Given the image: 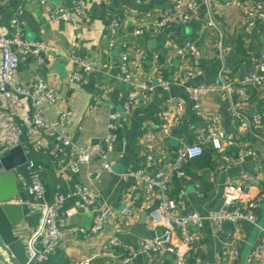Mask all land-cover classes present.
Returning a JSON list of instances; mask_svg holds the SVG:
<instances>
[{"label":"crops","instance_id":"crops-1","mask_svg":"<svg viewBox=\"0 0 264 264\" xmlns=\"http://www.w3.org/2000/svg\"><path fill=\"white\" fill-rule=\"evenodd\" d=\"M47 1L53 7H66L70 19L52 21L40 0H0L1 25L9 27L17 8L22 6L18 19L23 38L52 43L59 50V54L50 53L45 64H40L32 54L25 55L19 62L16 80L27 86L39 78L48 81L59 93L61 106L72 113L63 130L78 144L102 145L112 169L107 170L99 156L78 172L60 167L57 161L68 162L71 148L63 147L55 132L22 128V147L28 160L43 164L42 176L48 197L66 196L60 212L65 218V227L91 228L103 203L115 213L99 233L67 236L59 249L70 264L86 261L90 264H173L170 253L157 254L152 260L139 253L141 239L160 232L159 226L150 223L159 196L128 173L138 169L154 173L156 167L146 159V155L152 153L167 171L170 194L182 200L180 211H196L202 216L224 206V187L236 175L250 176L247 184L251 194L264 189V88L248 89L246 100L237 91V81L259 71L260 57L264 54V17L256 18L253 27L246 30L240 6L244 0L230 6L227 5L230 0H193L197 2L199 13L195 19L189 23L171 19L160 25V19L172 13L173 0ZM78 1L84 3L81 12L74 7ZM247 1L250 5L260 4L264 12V0ZM115 15L120 25L117 34L112 35L108 23ZM139 28L142 34L135 33ZM9 34L12 36L13 30ZM186 40L195 42L201 50L197 63L193 58H181L177 54V47ZM123 50L130 56L132 84L120 76ZM72 57L80 58L89 68L85 65L75 68ZM77 69L80 77L71 80L72 72ZM189 71L192 75L185 78ZM178 78L179 81H173ZM162 79L170 80L168 88L160 84ZM223 81L232 85L230 96L226 90L210 89L196 101L187 92L188 86L212 87ZM141 82L150 84L152 89L141 88ZM130 90L138 93V101L126 114L124 103ZM171 98L183 102V114L171 133L158 140L155 133L162 124L161 111ZM112 112L118 113L120 118L114 131L113 149L107 151L105 138L108 115ZM237 112L249 117L260 116L262 126L253 130H258L263 139L251 132ZM45 114L52 120L58 116L51 106L45 108ZM214 123L234 135V141L222 151L214 149L208 138V127ZM201 137L204 149L214 151L210 164L206 159H196L182 167V171L174 170L172 162L179 145L197 142ZM244 147H252L256 154L239 159V150ZM224 155L232 161H225ZM2 172L0 170V174ZM26 184L18 181L22 190ZM78 184L86 185L98 198L88 210L77 207V202L81 201L76 194ZM125 199L135 209L131 223L119 213ZM13 203L21 202L17 198ZM70 208L75 209L68 217L66 211ZM255 213L260 226L240 221L242 232L232 246L229 242L234 237L233 223L227 222L222 231H216L207 219L193 226L191 230L198 235V241L190 252L189 262L199 258L203 264H260L249 262L248 256L264 234V201L256 207ZM39 216L35 211L24 217L16 233L31 237ZM232 250L238 251L233 258L229 254ZM129 254L131 261L124 263V257ZM11 260L9 264H17Z\"/></svg>","mask_w":264,"mask_h":264},{"label":"built area","instance_id":"built-area-1","mask_svg":"<svg viewBox=\"0 0 264 264\" xmlns=\"http://www.w3.org/2000/svg\"><path fill=\"white\" fill-rule=\"evenodd\" d=\"M238 0H230L228 6L235 5ZM44 9L50 15L52 21L58 19L69 20L70 14L64 6L53 7L47 0H40ZM240 6L244 14L246 30H250L255 24L256 18L264 17L262 6L260 4L250 5L247 0L241 1ZM75 9L82 11L84 3L78 1L75 3ZM22 6L16 10V14L10 21L9 27L0 24V162L9 151L17 146L22 147L21 133L22 128L36 129L41 131L55 132L63 147L71 148V154L68 162L62 163L58 160L60 167L69 168L73 172L80 171L81 167L90 163L95 157L99 156L103 160V166L111 170V165L106 161L107 153L100 144L81 145L71 138L63 130L64 125L71 116V111L61 106L59 93L44 78L37 79L33 84L21 85L16 80L17 69L20 60L28 54H32L40 64H45L47 56L50 53L59 54L57 47L48 42L29 41L23 38V32L19 28L20 21L18 16L22 13ZM198 5L193 0H173L172 13L160 19V25H165L169 20L176 19L181 23H189L198 16ZM120 25L118 16H114L108 23V29L112 35H116ZM212 25V23H210ZM13 30V35L9 33ZM135 33L142 34L141 28L136 29ZM16 48H13V45ZM177 54L181 58H193L195 63L201 58L202 53L198 45L190 40L184 41L177 47ZM139 55V51H137ZM120 76L129 83H133V73L131 71L130 56L127 50L121 53ZM71 61L75 68L88 65L78 57H72ZM189 71L185 78L192 75ZM80 77L78 69L71 74V80ZM180 78L173 80L179 81ZM237 91L243 100L249 97L248 88L256 90L264 88V54L260 57L259 71L243 78L239 81ZM160 84L168 88L171 84L169 79H162ZM210 86H188L187 92L193 99L198 101L199 96L205 94L208 90H226L230 96L231 83L223 81L222 84H213ZM140 87L152 89L150 84L141 82ZM138 93L130 90L127 93L124 108L126 114H129L133 105L138 101ZM47 106L54 107L58 116L56 119H49L45 114ZM97 107V103L94 105ZM184 110V104L180 99L171 98L167 106L161 111V126L155 133V138L163 140L167 137L173 127L180 122ZM249 125L251 132L259 139H263L257 129L262 126V119L259 115L254 114L251 117L244 113L237 112ZM118 113L112 112L108 115L107 133L105 142L107 151L113 149L115 143L114 131L118 128ZM150 136V135H149ZM208 138L214 149L222 151L225 146L234 141V135L228 134L217 123L208 127ZM23 148V147H22ZM24 150V149H23ZM204 139L201 137L194 143H181L176 150V157L172 162V168L182 171L183 165L191 159L197 158L203 154ZM256 151L252 147H244L239 150V159L247 155H255ZM224 160L232 161L231 157L224 155ZM147 162L156 167L154 173L145 172L142 169L130 171L128 175L136 178L140 184L155 192L159 196V202L152 214L150 223L160 227V232L154 237H143L139 244V253L152 260L157 254L170 253L173 256V264H203L201 259L196 258L193 263L189 262L188 257L197 244L198 235L192 232L193 226H199L204 219L212 223L216 231H222L227 222L234 224V237L229 246L236 243L242 228L240 221H247L254 226L259 227L258 219L255 213L258 207L264 201V189L257 194L249 192L248 182L250 176L246 173L231 178L225 185L223 191L224 206L218 210L210 211L206 216H202L196 211L182 213L180 207L182 200L180 197H174L170 194V179L167 171L160 166V159L152 153L146 155ZM44 166L33 160H28L20 168L14 170L17 180L25 182L26 187L23 189L29 196L27 204L30 208V214L38 211L39 223L37 229L31 237L23 240L28 256L27 264H39L54 253L61 242L67 236L89 235L102 231L110 219L113 217L114 210L108 204L103 203L100 214L97 216L91 228L77 226L65 227V218L61 217V209L64 205L66 196L57 194L53 198L48 197L47 188L43 182ZM25 178V179H24ZM76 194L81 198L77 202V207L88 210L92 205L98 202L97 196L88 189L84 184H78ZM15 200V199H14ZM21 202V200L19 199ZM22 203V202H21ZM75 208L66 211V216L74 213ZM127 223H131L135 217V209L127 199L123 202V207L119 211ZM237 250L230 252V257L237 255ZM131 255L124 257L123 262L129 263ZM248 261H257L264 264V234L260 242L256 243L248 256ZM82 264H90L88 261Z\"/></svg>","mask_w":264,"mask_h":264},{"label":"water","instance_id":"water-1","mask_svg":"<svg viewBox=\"0 0 264 264\" xmlns=\"http://www.w3.org/2000/svg\"><path fill=\"white\" fill-rule=\"evenodd\" d=\"M27 161L22 147L17 146L9 151L0 162V242L17 264H27L28 256L23 240L16 234V228L24 217L30 214L27 204L28 194L19 188L14 172ZM19 198L22 203H13ZM0 264H9L0 253Z\"/></svg>","mask_w":264,"mask_h":264},{"label":"trees","instance_id":"trees-1","mask_svg":"<svg viewBox=\"0 0 264 264\" xmlns=\"http://www.w3.org/2000/svg\"><path fill=\"white\" fill-rule=\"evenodd\" d=\"M248 89H252L253 90L252 87H250ZM213 154H214L213 150L204 149L203 154L201 156L189 160L187 163H185L183 165V168H185L188 165V163H190V162H192V161H194L196 159H199V160L206 159L208 161L207 163L210 164ZM39 264H70V262L67 259V257L63 254V252L60 251V249L58 248L54 253L50 254L45 261H43V262H41Z\"/></svg>","mask_w":264,"mask_h":264},{"label":"rangeland","instance_id":"rangeland-1","mask_svg":"<svg viewBox=\"0 0 264 264\" xmlns=\"http://www.w3.org/2000/svg\"><path fill=\"white\" fill-rule=\"evenodd\" d=\"M0 253L3 255V256H5L6 257V260L8 261V262H11L12 260V258H11V256L9 255V253L7 252V250L5 249V247L2 245V243L0 242Z\"/></svg>","mask_w":264,"mask_h":264}]
</instances>
